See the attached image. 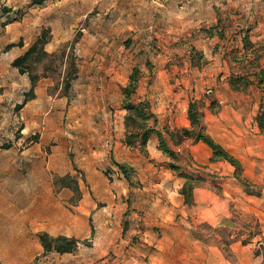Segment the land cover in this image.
Here are the masks:
<instances>
[{
    "label": "rangeland",
    "instance_id": "1",
    "mask_svg": "<svg viewBox=\"0 0 264 264\" xmlns=\"http://www.w3.org/2000/svg\"><path fill=\"white\" fill-rule=\"evenodd\" d=\"M195 1L47 0L35 4L34 0H0V145L8 146L0 149V255L5 257L0 264H134L127 254L119 259L112 252L104 255L97 243L106 242L111 231L94 230L97 224H93V212L82 215L88 208L83 192L90 200L94 195L102 199L116 192L121 178L130 182L117 168V161L128 176L134 174L133 181L140 174L153 173L148 184L139 183L140 188H146L140 189L143 194H134L133 204L140 202L146 208L140 215V228L135 229L132 220H123V238L142 244L144 239L174 236L166 226L171 222H184L196 237L212 240L229 235L228 230L195 226L191 218L177 215L182 208L175 206L177 199L174 197L173 202L165 198L163 191L153 186L158 181L171 184L170 177L175 176L166 169L173 159L159 147V157L152 146L146 153L127 149L129 158L122 151L125 127L119 125L117 111L123 110L122 88L135 68L140 70L141 79L133 99H148L156 113L161 111L157 115L159 129H176L169 122L181 119L194 102L216 141L245 142L254 153L262 154L249 156L241 151L257 163L254 177L259 180L255 184L254 179H246L248 191L264 192V136L255 122L261 95L255 87L246 93L235 92L228 83L233 72L241 73L249 66L248 60L236 64L231 56L237 48L233 33L242 25L236 23L235 0H213L210 10ZM225 13L226 29L218 30ZM45 29H49L45 50L53 56L31 61L30 69L39 78L36 98L19 110L16 105L22 103L21 90L27 84L21 77L28 79L29 90L31 84L28 74H20L12 63ZM259 32L251 36L254 49L247 59L259 57L264 66V29ZM10 45L15 46L8 48ZM68 81L70 88L66 87ZM180 157L175 161L183 172L202 176V187L220 196L221 189L216 185L220 174L235 177V168L232 173L229 164L203 171L191 158ZM141 158L146 160L144 164ZM146 164L152 168L145 170ZM66 175L78 183L81 200L72 189V180L67 182L69 188H61V181L55 185ZM42 200L43 214L39 206ZM111 205L112 201H106L98 206ZM11 227H16L15 232ZM45 227H58L66 236L91 228L88 237H75L92 239V246L81 245L77 252L67 255H44L35 231ZM15 241L17 256L9 250V244ZM256 243V249L264 251ZM133 248L149 260L155 251L148 245Z\"/></svg>",
    "mask_w": 264,
    "mask_h": 264
},
{
    "label": "crops",
    "instance_id": "2",
    "mask_svg": "<svg viewBox=\"0 0 264 264\" xmlns=\"http://www.w3.org/2000/svg\"><path fill=\"white\" fill-rule=\"evenodd\" d=\"M196 3L197 6L205 5L207 10H210V5L213 4V0H196L195 4ZM232 6H234V10H236L234 12H238L237 16L235 15L238 18L236 19V23L240 21L243 25H240V28L235 30L232 36L235 38L237 47L235 50L233 49V51L241 54L244 53V36L249 35L251 40V36H253L252 34L255 32L261 34L259 31L263 32L264 0H235ZM246 10H249L248 15H246ZM225 15L226 13L220 18V24L218 25L220 28L218 30L222 29L225 31L226 29L228 18H226ZM205 39L213 40L214 38L206 37ZM252 43H254V41H252ZM24 53L25 51L19 56H22ZM21 78L23 82L24 79L27 82L25 88L21 90L20 99L23 102L25 94L29 91V83L28 79L24 77ZM252 89H254V87H251V90ZM149 102L151 103L150 100ZM153 112L158 115L161 111L156 113L153 108ZM125 114L126 112L124 110L117 111L119 117L118 123L122 128H124ZM180 117L181 119H172L169 124H175L174 127L176 129L190 127V121L186 109ZM207 132L209 133L208 128ZM210 135L212 136V134ZM212 138L216 141L213 136ZM216 142L241 161L244 169L243 178L250 180L251 182L252 179H254L255 181L253 183L257 184L259 179L254 177L257 166L256 160L247 158V154L243 156L241 151H247L249 156L262 157V154L254 153V148H251V146L245 142H241L240 144L235 143L237 145L219 139ZM122 144V151L126 157L129 158L130 156L126 151L127 149L129 150V147H127L124 142ZM151 146L154 147V150L157 152L156 157H159L161 153L158 151L157 137L155 135L151 136L148 142L147 150L149 149V152ZM171 147H173L174 152L176 151L180 154H177L179 158H181L180 156L186 155L188 160L191 158L197 165L202 166L203 171H208L209 168H225V165L229 164L223 161L211 162L210 158L212 157V151L202 142L196 143L193 140H187L177 147ZM116 150L117 147H113V154H115ZM141 159V163L144 164L146 160L143 158ZM180 163H182V161H180ZM119 164L121 165V163L117 161V168H119ZM227 167L232 173L234 172L233 166L229 164ZM151 168L152 166L150 164L145 165V170H150ZM166 169L171 172V175H175L170 177L172 183L168 184L165 183L166 181H158L157 184H154L153 186L161 189L165 198L172 199L173 202L174 197L177 199V202L175 201V206L178 208L182 207L177 210V215L180 214L185 218H191L195 226L197 224H203L219 230H228L229 235L225 239L215 237L212 240L196 237L185 228L186 225L184 222H171L166 226L175 232L174 236L151 238V240L144 239L142 244H133L129 238H123V234L126 233L123 228V220H132L134 228H140V224L138 223L142 220L140 215H142V212H145L146 208L143 207V204L140 202L135 205L133 204V201L136 200L134 194H143V191L140 190L142 187L140 188L139 183L142 185L148 184L147 181L149 178H153V173H150L148 176L140 174L135 177V181H133V174L132 176H128L130 182H128L127 179L121 178L118 184H116L118 189L115 193H112L111 196H103L102 199H100L94 195V199L90 200L87 194H84L83 192V202L86 203L88 208L83 209L82 215L85 216L86 213L93 212L96 217V223L93 222V224H97V226H94V230L109 229L111 231L109 235L110 238L107 239L106 242H102L103 244L101 242L97 243L100 246V251L104 255L112 252L118 257L117 259H119L121 256L127 254L128 259L135 261L134 264H264V251H258L255 247V243L258 240H264V192L259 196L251 195L244 190V186L233 176V174L229 175V178L220 174L224 177L221 176L220 179H218L219 183L216 185L221 189L222 196L209 187H199L194 190L193 195L194 204L197 205L189 206L184 204L183 196L180 194L184 179L177 173L169 170L168 166ZM118 176L121 175L118 174ZM124 182H126V184ZM130 183L137 185V187L133 185L131 186ZM142 189L145 190L146 188L143 187ZM106 201H112V205L110 207L99 208L98 205L105 204ZM201 202H204L205 206L200 205ZM44 205L45 201L42 200L39 205L42 214L44 211ZM104 208L106 210L102 211ZM15 211L17 212V208ZM238 217H240V220H238ZM161 225H163V223H161ZM12 228L13 227H11V229ZM15 228L16 227L13 228L14 232ZM44 230L53 236L64 234V232L58 227H45V229L39 228L35 232L36 234H39ZM83 232V234L78 232L72 234L76 237L86 238L92 233V229H84ZM36 241L41 250L42 247L38 236L36 237ZM146 245L154 246L155 248L153 256L150 257L152 258L151 260L147 259L140 250L133 248L136 246L145 247ZM9 247L11 253L13 252V255L17 256L18 245L16 241L11 242ZM141 256L143 259H141ZM2 261H5V257H1L0 255V263Z\"/></svg>",
    "mask_w": 264,
    "mask_h": 264
},
{
    "label": "trees",
    "instance_id": "3",
    "mask_svg": "<svg viewBox=\"0 0 264 264\" xmlns=\"http://www.w3.org/2000/svg\"><path fill=\"white\" fill-rule=\"evenodd\" d=\"M47 0H34L35 4H42ZM49 43V29H45L35 43L20 57L14 60L13 67L19 70L22 75L28 74L31 89L25 94L24 100L21 104L16 105L17 109H22L23 106L36 98L35 88L38 83V76L34 75L30 69V63L34 58H39L40 61L43 58H49L53 54H49L45 50V46ZM244 54L239 55L238 52L232 51L231 55L236 64L240 62H249L248 67L243 68V72H233L228 77V83L231 89L235 92L246 93L251 87H255L260 92V106L258 113L255 117L256 125L264 136V66L260 64L259 57L254 60H249L248 55L253 54L254 44L249 38V35H245L243 38ZM15 45H10L11 48ZM75 69V65H72ZM140 70L135 68L130 77L129 83L122 88L123 102L122 109L126 112L124 116L125 127V139L124 143L127 147L139 150L142 153L147 152V145L151 136L155 135L158 141L159 150L169 156L173 161L168 163V169L177 173L184 179V184L181 188L180 194L184 197L185 204L192 205L194 203L193 195L196 188L202 187L204 178L202 176H191L183 172L182 166L177 164L178 156L171 148V146H179L187 140H193L194 142H202L206 144L212 151L211 162L223 161L229 163L235 168V177L239 180L243 186L247 189V192L252 195L259 196L260 193L254 191H248L249 182L243 178V166L239 159L233 156L222 145L216 142L212 136L207 132V128L204 122V114L197 108L194 102H191L188 107L187 116L190 121V127L173 129L169 126H164L163 129H159L157 115L153 112L152 104L147 99L134 100L133 97L137 94L138 83L141 79ZM66 87L70 88V81L66 83ZM8 146L0 145V149H7ZM124 175L128 177V172L124 166L118 165ZM72 180V189L78 194V199L81 200L78 183L71 179L70 175L60 177L55 181H61L63 184L61 188H69L67 182ZM43 254L57 253V254H71L79 250L81 245L87 247L92 246V239L80 240L75 236L58 235L53 236L48 232H40L38 234Z\"/></svg>",
    "mask_w": 264,
    "mask_h": 264
},
{
    "label": "built area",
    "instance_id": "4",
    "mask_svg": "<svg viewBox=\"0 0 264 264\" xmlns=\"http://www.w3.org/2000/svg\"><path fill=\"white\" fill-rule=\"evenodd\" d=\"M256 244L258 245L259 249L264 248V241L262 239L258 240V242Z\"/></svg>",
    "mask_w": 264,
    "mask_h": 264
}]
</instances>
